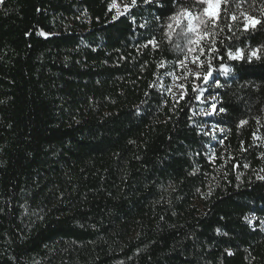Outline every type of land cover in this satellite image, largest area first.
<instances>
[{
    "label": "trees",
    "instance_id": "16d2710c",
    "mask_svg": "<svg viewBox=\"0 0 264 264\" xmlns=\"http://www.w3.org/2000/svg\"><path fill=\"white\" fill-rule=\"evenodd\" d=\"M221 4L199 53L217 117L170 28L149 43L170 5L0 2V264H264V60L210 51L264 0Z\"/></svg>",
    "mask_w": 264,
    "mask_h": 264
},
{
    "label": "snow or ice",
    "instance_id": "6c2138e0",
    "mask_svg": "<svg viewBox=\"0 0 264 264\" xmlns=\"http://www.w3.org/2000/svg\"><path fill=\"white\" fill-rule=\"evenodd\" d=\"M0 2H2V0H0ZM143 3L149 6H153V0H143ZM132 4L135 6L137 4V0H132ZM155 4L159 5L160 7H164L167 4L170 5V7L168 12L165 13L166 16L165 23L157 27L155 32L152 34V38L151 40H149V43H152L155 40V36L157 33L162 32L165 24L168 28H172V24L167 23V20L176 19L177 15H180L183 18H188V25H187L188 32L197 33V29L193 26L191 19L193 17V13L190 9L193 7V4L189 3L188 0H155ZM195 6L202 9L203 15L209 18L208 23H211L213 20L219 18V10L221 9L222 4H221V0H195ZM176 9H179V11L177 12ZM125 10L127 11V8ZM169 13H174V14H169ZM118 15H119V11H118ZM154 18L156 20H159L160 16L156 15ZM231 19L236 20L237 17L232 16ZM245 21L246 22L243 25L241 36H236L235 33H233L235 42L233 41L232 37H229L227 39V42H225L224 40L220 41L221 44L220 48L217 49L213 47L210 49V51L215 53L214 59L219 58L221 61H223L225 58H227L228 60L233 62H240L241 65L251 63L254 59L264 60V21L260 19H256L253 16H247L245 18ZM176 23L177 25H179L181 21L177 20ZM200 24L203 26V32L206 35L208 32V27L205 24V21L201 19ZM253 38H255V43H253ZM202 40H203L202 35H197L195 40L190 39L184 33L183 29H181L180 32L176 33V40L173 42V48L175 51L183 53L184 51V45L182 44L183 41H187L188 44L199 45ZM236 42L245 44L248 51L246 52L244 47H237ZM213 44H215V41H213ZM200 52L203 54L204 48H201ZM211 67H212L211 64H209V70L207 72V75L203 77L205 81H208L209 89H211V85L213 83H218V78L214 76ZM220 68L223 69L224 74H227L230 71L229 68L224 67L223 62L220 63ZM207 94L211 95L213 93L210 90ZM214 107H215L214 114L217 117H221L222 114L223 116L228 115V110L226 109L223 103H220L218 106H214ZM201 111H203V109H201ZM211 115L212 114H209V116ZM238 166L239 165H236V167ZM257 179L264 180V177H257Z\"/></svg>",
    "mask_w": 264,
    "mask_h": 264
},
{
    "label": "rangeland",
    "instance_id": "374dc122",
    "mask_svg": "<svg viewBox=\"0 0 264 264\" xmlns=\"http://www.w3.org/2000/svg\"><path fill=\"white\" fill-rule=\"evenodd\" d=\"M120 13H123L126 11L125 9L128 8V3L125 1L118 2L115 6ZM197 7V6H196ZM193 13L192 23L193 26L197 29V33H191L187 31V25H188V18H183L180 15L176 16V19L171 20L172 28H170L171 35L176 39V33L180 32L181 29H183L184 33L192 40H195L197 35H202L203 40L207 37V34L205 35L203 32V26L200 24V20L203 19L205 21V24L208 22L209 18L205 17L203 15V11L201 8H192L190 9ZM220 12V10H219ZM180 20L181 23L177 25L176 21ZM202 40V41H203ZM199 45L194 44H188L187 41H183L182 44L184 45V51L187 52V55L185 57V64H186V71L188 75L194 74L195 77L203 79V77L206 75V69H209V63L204 62L202 59H200V49L203 48V43ZM194 49V50H193ZM212 68V67H211ZM223 71V69H222ZM228 74V73H227ZM227 74H224L222 72L223 76H226ZM169 77V92L173 95V97H179L184 94L185 92V85L181 81V78L174 75H168ZM208 86V83H207ZM217 87V83H213L211 85V89L209 87L207 89H203L200 96H199V108L197 109V112L202 115H208L210 113H214L215 111V104L219 102V98L217 95L211 94L208 95L207 93L212 89ZM203 109V111H201ZM203 131L208 134L212 135L214 139H217L218 134L222 131L220 127H218L212 120H210L207 123H204L202 126Z\"/></svg>",
    "mask_w": 264,
    "mask_h": 264
}]
</instances>
